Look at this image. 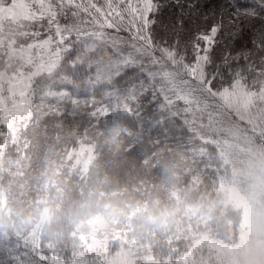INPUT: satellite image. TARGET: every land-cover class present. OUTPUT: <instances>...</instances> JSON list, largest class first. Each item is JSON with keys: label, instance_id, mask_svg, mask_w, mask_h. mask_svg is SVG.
I'll return each mask as SVG.
<instances>
[{"label": "rangeland", "instance_id": "obj_1", "mask_svg": "<svg viewBox=\"0 0 264 264\" xmlns=\"http://www.w3.org/2000/svg\"><path fill=\"white\" fill-rule=\"evenodd\" d=\"M159 2L167 24L175 0ZM21 31L0 32V240L59 264L264 260V120L209 127L150 93L139 112L90 115L51 97L58 79L18 78Z\"/></svg>", "mask_w": 264, "mask_h": 264}, {"label": "snow or ice", "instance_id": "obj_2", "mask_svg": "<svg viewBox=\"0 0 264 264\" xmlns=\"http://www.w3.org/2000/svg\"><path fill=\"white\" fill-rule=\"evenodd\" d=\"M175 4L165 24L159 0H0V32L22 30L18 78L28 88L58 79L51 97L91 104L90 115L139 112L150 93L149 103H167L209 127L264 120V0ZM0 264L59 259L9 239L0 240ZM200 264L255 262L210 248Z\"/></svg>", "mask_w": 264, "mask_h": 264}, {"label": "trees", "instance_id": "obj_3", "mask_svg": "<svg viewBox=\"0 0 264 264\" xmlns=\"http://www.w3.org/2000/svg\"><path fill=\"white\" fill-rule=\"evenodd\" d=\"M253 4L252 0H240L239 2H237L236 5H240V6H250Z\"/></svg>", "mask_w": 264, "mask_h": 264}]
</instances>
